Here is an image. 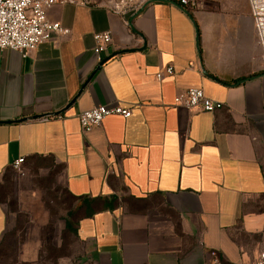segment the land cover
<instances>
[{
	"label": "crops",
	"instance_id": "crops-1",
	"mask_svg": "<svg viewBox=\"0 0 264 264\" xmlns=\"http://www.w3.org/2000/svg\"><path fill=\"white\" fill-rule=\"evenodd\" d=\"M72 30L27 55L0 49L3 177L55 170L95 264H254L264 245V58L247 0L57 4ZM111 33L103 62L94 34ZM167 65L173 75L157 73ZM190 88L224 103L175 105ZM120 103L83 131L78 115ZM217 260V261H216Z\"/></svg>",
	"mask_w": 264,
	"mask_h": 264
},
{
	"label": "rangeland",
	"instance_id": "rangeland-1",
	"mask_svg": "<svg viewBox=\"0 0 264 264\" xmlns=\"http://www.w3.org/2000/svg\"><path fill=\"white\" fill-rule=\"evenodd\" d=\"M220 1V0H214ZM55 170L20 176L9 168L1 199L8 227L0 243V264H95L89 245L68 224L74 199L56 181Z\"/></svg>",
	"mask_w": 264,
	"mask_h": 264
},
{
	"label": "built area",
	"instance_id": "built-area-1",
	"mask_svg": "<svg viewBox=\"0 0 264 264\" xmlns=\"http://www.w3.org/2000/svg\"><path fill=\"white\" fill-rule=\"evenodd\" d=\"M104 0H0V49H11L27 55L40 45L54 38L69 37L72 30L48 17V9L57 4H101ZM113 7H118L122 0H108ZM185 9L192 11L198 8L199 0H172ZM252 16L258 42L264 58V0H247ZM93 51L99 63L112 42L111 33L94 34ZM174 67L167 65L157 73L162 80L165 75H173ZM175 105L191 111L214 112L223 108L224 103L207 97L202 88H190L175 97ZM133 108L120 103L97 105L79 113L78 118L83 131H88L110 115H121L128 118ZM24 157L15 159L12 168L24 175ZM217 261V260H216ZM254 264H264V245L261 247Z\"/></svg>",
	"mask_w": 264,
	"mask_h": 264
},
{
	"label": "trees",
	"instance_id": "trees-1",
	"mask_svg": "<svg viewBox=\"0 0 264 264\" xmlns=\"http://www.w3.org/2000/svg\"><path fill=\"white\" fill-rule=\"evenodd\" d=\"M68 224H70V223H68Z\"/></svg>",
	"mask_w": 264,
	"mask_h": 264
}]
</instances>
